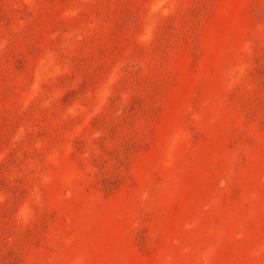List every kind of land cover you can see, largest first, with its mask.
<instances>
[{
    "label": "rangeland",
    "instance_id": "obj_1",
    "mask_svg": "<svg viewBox=\"0 0 264 264\" xmlns=\"http://www.w3.org/2000/svg\"><path fill=\"white\" fill-rule=\"evenodd\" d=\"M0 264H264V0H0Z\"/></svg>",
    "mask_w": 264,
    "mask_h": 264
}]
</instances>
